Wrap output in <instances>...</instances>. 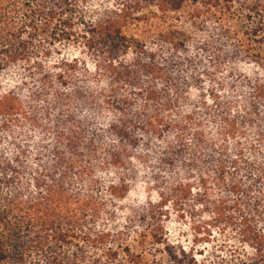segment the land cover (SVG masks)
<instances>
[{
	"label": "trees",
	"instance_id": "trees-1",
	"mask_svg": "<svg viewBox=\"0 0 264 264\" xmlns=\"http://www.w3.org/2000/svg\"><path fill=\"white\" fill-rule=\"evenodd\" d=\"M192 1L204 11L190 8L188 21L197 28L206 13V39L167 30L164 46L123 28L132 11L163 18L188 0H0V74L18 66L30 84L26 100L0 87V264H264V0ZM235 4L256 19L251 29L231 22ZM197 44L206 65L196 72L182 64ZM62 48L86 54L93 71L85 63L74 80L78 61ZM199 74L206 97H190ZM98 96L112 117L88 131L85 106ZM23 127L40 151L13 135ZM132 161L159 190V206L124 219L161 245L149 257L114 223ZM185 196L206 204V260L160 234L159 208Z\"/></svg>",
	"mask_w": 264,
	"mask_h": 264
},
{
	"label": "rangeland",
	"instance_id": "rangeland-1",
	"mask_svg": "<svg viewBox=\"0 0 264 264\" xmlns=\"http://www.w3.org/2000/svg\"><path fill=\"white\" fill-rule=\"evenodd\" d=\"M198 5L197 3L193 4L192 0H188L182 9L176 12H170L163 18L151 17L152 14L149 13L150 10L154 11V8H148L147 10V8L144 7L139 11H132V16L135 20L125 26L123 32L126 36H132L140 42L152 41L150 43L151 45L152 43H160L166 46L161 38L160 32H165L167 30L174 32L180 28L182 31L189 30L192 34L197 33L199 36L196 39H206V23L203 25V21L206 20V13L198 12L202 15L196 18L198 21L196 22L197 28L192 27L188 21V19L192 17H189V15H192L188 13L189 9L194 6L201 7ZM202 10L204 11V8H202ZM184 20L188 22L183 24ZM246 21L248 20L244 18V12L235 4L231 22H233L234 26L239 30V33L251 29L256 23V19H253L251 22ZM198 46L200 45L197 44L194 48V52L197 56L189 53L188 60L183 62L182 67L188 68L189 66H195V71L197 72L198 70H202L206 65V59L204 58V55L206 56V49L201 51L198 49ZM61 52L67 61L73 58L78 61V73L73 77L74 80L83 79L84 73L82 68L83 64L85 66V63L88 64L89 70L93 71V67L90 65V59L83 52L78 53L76 51H71V48H62ZM198 59L201 60V63L198 62ZM54 62L55 60L50 59L49 64H53ZM186 62H188L187 65L185 64ZM22 72L23 71L18 66L9 67L3 71L0 74V87L12 86L14 91L17 92L21 98L25 99L23 96L26 94V88L29 87L30 84L27 83L28 80L24 78ZM183 73L184 72H179L178 76L180 77ZM194 73L192 72L191 74ZM197 78L199 79V88L192 87L189 91V95L194 98L199 95H204V97H206V76L204 74H199ZM33 85H35V83H33ZM103 94L106 93L103 92ZM100 99L101 96H98L91 105L85 106L87 114L84 126L88 131L95 128L100 122L106 125L112 117V113L109 112L107 108H102L103 105ZM101 116L104 117V119H100ZM104 127L105 126H102V128ZM13 135L18 139L20 138L21 144L31 147L33 153L40 151L39 144L41 143L37 138L38 133L36 131L29 133L28 127H23L17 129ZM9 140L10 138L8 135L3 133L2 142L4 148L10 146ZM180 166L184 168V162H180ZM127 175L132 184L130 192L121 200H112L114 223H116L118 228L125 234L124 243L128 245L131 250H141L145 256L149 257L150 252H154V247H160L161 245L157 244L153 245V247L149 240L152 232L146 230H144L146 237L143 238L141 242L139 234L140 231H143L142 227L144 226H142L141 223L137 225H131L128 222L125 223L124 219L125 217H131L132 220H134L132 224H136L139 221L138 215L140 213L143 214L146 212L147 209L150 208V205L157 204V192L159 190L156 189V183L152 182L150 178L151 174L147 167L146 169L141 168L135 161H132V169L128 170ZM97 194L100 196L104 195L100 192H97ZM200 202L202 205L197 204L191 197L185 196V198L181 199V202L179 199L171 204L166 202L165 206L163 205L162 208L159 209L163 220L162 223H160V227L162 228L160 234L163 235L167 242L182 246L186 251L192 252L197 260L201 261L206 260V253L208 254L213 247L211 246L212 244H206V204L203 198L200 199ZM157 205L159 206V204ZM217 236L218 235L215 237ZM215 243L218 244L216 241ZM216 252H218V249Z\"/></svg>",
	"mask_w": 264,
	"mask_h": 264
}]
</instances>
